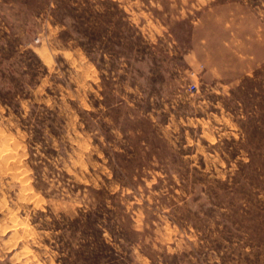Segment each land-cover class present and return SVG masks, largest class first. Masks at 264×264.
I'll return each mask as SVG.
<instances>
[{
    "label": "rangeland",
    "instance_id": "obj_1",
    "mask_svg": "<svg viewBox=\"0 0 264 264\" xmlns=\"http://www.w3.org/2000/svg\"><path fill=\"white\" fill-rule=\"evenodd\" d=\"M0 264H264V0H0Z\"/></svg>",
    "mask_w": 264,
    "mask_h": 264
},
{
    "label": "built area",
    "instance_id": "obj_2",
    "mask_svg": "<svg viewBox=\"0 0 264 264\" xmlns=\"http://www.w3.org/2000/svg\"><path fill=\"white\" fill-rule=\"evenodd\" d=\"M189 89L191 91H195V90H197V85L193 83V84L190 85Z\"/></svg>",
    "mask_w": 264,
    "mask_h": 264
},
{
    "label": "crops",
    "instance_id": "obj_3",
    "mask_svg": "<svg viewBox=\"0 0 264 264\" xmlns=\"http://www.w3.org/2000/svg\"><path fill=\"white\" fill-rule=\"evenodd\" d=\"M193 55H195V50H194V52H193Z\"/></svg>",
    "mask_w": 264,
    "mask_h": 264
},
{
    "label": "bare ground",
    "instance_id": "obj_4",
    "mask_svg": "<svg viewBox=\"0 0 264 264\" xmlns=\"http://www.w3.org/2000/svg\"><path fill=\"white\" fill-rule=\"evenodd\" d=\"M6 151V150H5ZM12 158H13V156H12ZM8 160V159H7ZM11 221H13V220H11Z\"/></svg>",
    "mask_w": 264,
    "mask_h": 264
}]
</instances>
